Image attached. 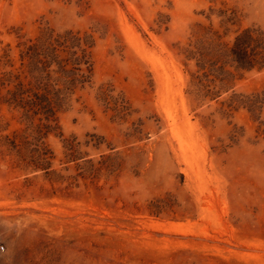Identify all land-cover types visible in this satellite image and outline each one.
Returning <instances> with one entry per match:
<instances>
[{
    "label": "rangeland",
    "instance_id": "rangeland-1",
    "mask_svg": "<svg viewBox=\"0 0 264 264\" xmlns=\"http://www.w3.org/2000/svg\"><path fill=\"white\" fill-rule=\"evenodd\" d=\"M248 28L264 0H0V78L42 35L94 42L45 138L0 105V264H264V112L224 104L264 99V72L227 66L209 100L187 60Z\"/></svg>",
    "mask_w": 264,
    "mask_h": 264
},
{
    "label": "trees",
    "instance_id": "trees-1",
    "mask_svg": "<svg viewBox=\"0 0 264 264\" xmlns=\"http://www.w3.org/2000/svg\"><path fill=\"white\" fill-rule=\"evenodd\" d=\"M236 14L228 17L226 24L235 23ZM209 40H219L218 32H209ZM208 40V39H205ZM196 45V44H195ZM211 48L195 47L187 55L188 61H194L197 69V79L202 86L200 94L209 100H216L223 93V85L233 74L227 66L239 72H264V32L254 29H244L237 32L235 39L228 49L223 51L220 43L209 44ZM94 42L79 33L72 31L64 34L42 35L21 52L20 60L28 61L22 72L5 71L0 78V105L7 104L23 111L28 119L39 118L41 136L45 138L50 133L52 123L57 124V115L64 110L65 105L75 94L76 90L88 84L93 75L91 50ZM214 59H208V56ZM226 59L224 60V58ZM5 67L13 68L10 56ZM20 73V74H19ZM207 73H212L214 82H220L221 87L210 88L202 81ZM234 77V76H233ZM231 89V88H230ZM5 91L6 96H3ZM245 99V100H244ZM227 107L247 109L256 120L261 119L264 112V99L258 96L234 95ZM45 121L46 123H42ZM264 126V122H260ZM42 140V139H41ZM44 157L47 150L44 149ZM45 162H48L45 160Z\"/></svg>",
    "mask_w": 264,
    "mask_h": 264
},
{
    "label": "built area",
    "instance_id": "built-area-1",
    "mask_svg": "<svg viewBox=\"0 0 264 264\" xmlns=\"http://www.w3.org/2000/svg\"><path fill=\"white\" fill-rule=\"evenodd\" d=\"M0 250L4 251L5 250L4 246H0Z\"/></svg>",
    "mask_w": 264,
    "mask_h": 264
}]
</instances>
